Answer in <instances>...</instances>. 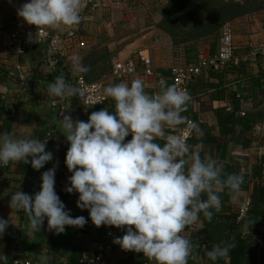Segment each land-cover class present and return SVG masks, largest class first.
<instances>
[{
	"label": "clouds",
	"instance_id": "clouds-1",
	"mask_svg": "<svg viewBox=\"0 0 264 264\" xmlns=\"http://www.w3.org/2000/svg\"><path fill=\"white\" fill-rule=\"evenodd\" d=\"M80 9L81 0H27L17 16L37 32L71 29L81 22ZM72 64L76 72L90 70L78 55ZM159 87V92L150 95L141 78L113 84L103 90V97L113 101V111L92 112L87 121L61 116L68 144L64 164L71 173L65 192L78 194L76 207L89 215L73 217L66 210L55 191L53 165L41 174L35 195L19 190L11 195L10 207L24 214L32 234L40 231L45 220L47 230L57 235L67 227L83 228L90 220L96 228L122 229L124 235L113 244L123 251L142 253L153 264H188L193 247L182 233L201 215L211 222L214 212L222 208L220 193L227 191L235 198L244 177L225 174L222 163L201 158L202 144L187 143V137L201 134L199 125L183 115L191 100L188 91L169 85L163 77ZM47 94L66 99L84 93L61 75L48 84ZM181 125H185L181 135L166 134ZM46 144L47 140L0 133V168L22 163L39 171L53 160ZM8 225V220L0 219V237ZM232 247L214 245L205 254L215 264L228 257ZM7 261L0 254V264Z\"/></svg>",
	"mask_w": 264,
	"mask_h": 264
},
{
	"label": "crops",
	"instance_id": "crops-1",
	"mask_svg": "<svg viewBox=\"0 0 264 264\" xmlns=\"http://www.w3.org/2000/svg\"><path fill=\"white\" fill-rule=\"evenodd\" d=\"M26 2L27 0H0V133L7 131L14 138H38L40 140H44L45 136L50 133L51 139L46 144V151L53 153V160L39 171L33 170L30 164L22 163H10L8 169L0 168V219L9 221L4 235L0 237V254L7 257V264H13V261L17 258L26 259L31 264H79L82 254H94L100 246H103L107 264H142L145 261V255L123 251L118 245L113 244L115 238L124 235L122 229L113 228L114 231L120 230V232L116 233L114 237L108 238L106 237V231L110 227L101 226L96 228L88 220L85 224L88 225V234L83 233V230L75 231L67 227L63 234L57 235L54 231L47 230V221H45L40 231L32 234L28 229V221L24 214L10 207L11 195L18 191L21 185L25 188L26 194L35 195L40 190L41 171L49 170L53 165L58 168L62 163V153L58 150V145L65 137L59 120L62 115H70L74 121H87L92 112L101 109L114 110L111 99L103 107L85 110L78 104L75 96L66 99L49 96L47 86L56 79L53 76L58 74L64 77V75L62 74L61 63H52L49 60L45 44H36L21 54L14 53L3 45L2 38L5 32L10 29L14 17H18L17 10ZM82 12H85L86 15V22L81 32L86 42L84 49H82V63L90 69L84 75L89 82L99 81L101 79L91 74L96 66V57L106 54L108 63L112 58L126 61L134 56V51L125 49L123 52H118L116 50L118 42L108 41L103 37V23L99 25L88 23L91 17L87 16L89 11L83 0H81L80 9V13ZM65 28L48 29L63 34ZM253 31L255 32L253 35L242 36V42L237 47H235L234 41L232 60L235 64L238 62L246 64V72L254 78L253 82L241 83L235 74L225 76V80L230 84V91H239L245 95V101H240L237 106L239 114L256 111L264 113V78L259 77L260 74H264V54L255 53L252 55L250 53L255 46H264V22L256 25ZM16 66L24 72L26 86L20 84L15 71ZM109 70L110 66L108 72ZM153 70V77L147 78L139 72L123 82L130 83L135 78H141L145 83L146 92L151 95L159 88L157 72L165 71L158 65H155ZM106 80L110 85L120 83L119 81H112L109 76ZM246 89L250 91V94H247L248 96L245 94ZM228 107L232 111L236 109L235 104L232 102L228 103ZM13 110L15 114L11 116L10 111ZM58 113L60 115L57 118ZM6 123H9L8 127H6ZM197 124L201 129V133L203 132L206 135L200 137L194 134L191 146L195 144L203 145L201 149H198L202 159L212 158L218 162L238 164L241 172L249 176L252 174L254 164L262 168L263 178L261 180L258 178L252 179L248 188L241 190L235 198L231 197L227 200L220 193L222 207L239 206L246 199L252 197L256 188L264 185V122L254 127V139L251 141L244 140L243 144L234 141L217 143L210 138L214 128L209 122L200 121ZM176 129L167 130L166 134L172 135ZM158 141L164 142L163 139ZM67 149L68 144L66 142L63 152H66ZM70 176L71 173L64 165L55 176V191L65 204L66 210L73 217L84 216L87 218L88 211H81L76 207L78 194L65 192L67 183L63 181ZM233 221L234 216L232 215L218 216L214 212L211 222L201 215L200 220L197 222L196 231L189 234L192 247L195 246L196 239L201 236L200 230L206 228L214 232L217 224L230 227V225H234ZM262 223L263 225L259 230H264V218ZM242 233L244 241L242 253L239 256H233L236 254L232 252L231 256L230 252L228 257L220 259L219 264H264V252L259 251L256 244H254L255 237L248 230H244ZM213 246L211 240L201 246L197 261H195L196 264H212L206 257L205 249H211Z\"/></svg>",
	"mask_w": 264,
	"mask_h": 264
},
{
	"label": "trees",
	"instance_id": "trees-1",
	"mask_svg": "<svg viewBox=\"0 0 264 264\" xmlns=\"http://www.w3.org/2000/svg\"><path fill=\"white\" fill-rule=\"evenodd\" d=\"M181 1L185 2L186 0H180V2ZM188 2L190 1L187 0L185 3ZM252 2L253 0H206L205 6H201L193 12V16L202 19V21L199 22V27L195 31V33H197L194 36L195 40L201 38L202 36L214 37V39H216L218 34L220 36V29L225 23L251 12L250 10H247L246 7L242 6V4L246 3L251 5ZM174 13L180 14L177 11ZM195 64L190 63L188 65ZM245 68V63L238 62L235 64L233 61H230L224 65L207 66L202 68L198 75L194 76L188 81L186 90L190 94L191 100L188 103L187 111L183 113V115H185L189 121L195 123H199L200 121L209 122L214 128V132L211 134L210 138L217 143L221 144L234 141L239 144H243L244 140L251 141L254 139V127L264 122V113L261 111L246 112L242 114L238 113V103L240 101H245V95L239 91H230V84L225 80V76L227 74H235L238 76V81L241 83L245 84L253 82L254 78L247 74ZM62 71L61 72L64 75L66 82L74 86L73 79L69 77V74L64 73V70ZM169 75V70L158 71L156 74L157 80L163 76H165L164 78L167 80ZM58 76L59 75L57 74V76H53V78H57ZM259 77L264 78V74H260ZM167 83L171 85L169 81H167ZM24 86H26V83ZM159 91L160 87L156 92ZM245 92L246 96H248L247 94H250V91L247 89ZM229 102L235 104L236 109L234 111L228 107ZM8 126L9 123H6V127ZM183 127H185V125H181L177 127V129ZM202 133L199 135L200 137L204 136L205 134ZM193 135L188 140V144L190 146L193 144ZM128 139H130V137H127L125 142H127ZM158 142L161 144L164 143L163 141ZM62 154L65 155L66 152H62ZM220 163L223 164V170L225 174L238 173L244 177V183L242 184L241 190L247 189L252 179L258 178L261 180L263 178L262 168L255 164L252 167V174L249 176L241 172V168L238 164L232 162ZM9 166L3 168L8 169ZM222 194L226 197L224 199L227 200L232 197L227 193V191L222 192ZM263 208L264 185L255 189L252 197L250 198V205L246 217L240 223L235 222V219L239 213V206L230 205L229 207H222L217 215L234 216V225H230L229 227L223 224H217L216 231L214 232H211L206 228L200 230L201 236L196 239L195 246H193L192 255L194 259L191 261V264H196L195 261H197L198 252L201 246L206 244L208 240H211L214 245L224 246L226 244H232L233 247L230 251V255L232 256V252H234L236 255L233 256H239V254L243 251L242 246L244 245V241L242 232L244 230H248L249 233L255 237H253L255 241L254 244H256V239H264V230H259V228L262 227L261 225H263ZM69 228H72L75 231L83 230L82 232L86 234L89 233L88 225H85L83 228ZM182 234L187 239L191 238L186 232V229ZM219 261L220 260L216 261L215 264H219Z\"/></svg>",
	"mask_w": 264,
	"mask_h": 264
},
{
	"label": "rangeland",
	"instance_id": "rangeland-1",
	"mask_svg": "<svg viewBox=\"0 0 264 264\" xmlns=\"http://www.w3.org/2000/svg\"><path fill=\"white\" fill-rule=\"evenodd\" d=\"M83 1L87 6V0ZM189 1L102 0L100 8L88 10L87 16L91 17L88 23H103V37L118 42V52L125 49L144 51L154 68L158 65L168 71L180 64L201 63L217 52L219 34L216 39L202 36L195 40L194 37L202 19L193 16V12L205 6L206 0ZM242 6L251 12L227 22L234 31L235 47L241 44L242 36L253 35L256 25L264 22V0H253L251 5L245 3ZM257 47L251 49L252 55L257 53ZM114 60L112 58L108 63L106 54L96 57L92 76L108 78Z\"/></svg>",
	"mask_w": 264,
	"mask_h": 264
},
{
	"label": "built area",
	"instance_id": "built-area-1",
	"mask_svg": "<svg viewBox=\"0 0 264 264\" xmlns=\"http://www.w3.org/2000/svg\"><path fill=\"white\" fill-rule=\"evenodd\" d=\"M4 1V0H1ZM102 0H87V6L89 11L96 10L101 7ZM81 22L79 25L74 26L71 29L65 28L63 34L55 33L48 28L41 29L37 32L34 26L26 25L19 17H14L11 22L10 29L5 32L2 40L3 45L10 51L21 54L27 49L36 44H45L47 47V56L52 63L60 62L65 73L69 74V77L73 79L74 86L83 89L82 96H75L78 104L81 108L93 109L103 107L110 99L103 97V90L110 83L106 79L99 81L89 82L86 80L83 73L76 72L73 68L72 58L79 56L82 61V49L85 47V40L81 34L84 23L86 22L85 13H80ZM234 51V31L230 23H225L220 29V36L218 41L217 53L201 63L195 65L180 64L169 69L170 75L168 81L171 85H176L178 88L187 89L188 81L198 75L202 68L207 66L224 65L233 60ZM264 54V46L257 47V54ZM17 78L20 84H25V75L22 69L18 66L15 67ZM139 72L145 77H153L154 70L151 60L144 51H135L134 56L126 61H120L115 59L112 62L109 78L112 81L123 82L129 79ZM159 80L157 83L159 85ZM82 81V82H81ZM156 92H153L155 94ZM11 116L15 114V111H10ZM192 122V121H191ZM184 128V127H183ZM177 129L172 135H181L182 129ZM50 133H48L44 140L47 143L50 141ZM187 137L188 140L191 138ZM62 163L56 168L55 176L60 169L63 168L65 155L62 154ZM9 166V165H8ZM7 166V167H8ZM5 168V167H4ZM47 171V170H45ZM44 171H41V174ZM68 178L64 179V183H67ZM19 191L26 193L25 188L21 185ZM250 205V199H246L239 205V213L236 217V222L240 223L248 212ZM46 221V220H45ZM197 229V222L186 228L188 234H192ZM120 230L114 231L112 227L106 231V237H114ZM1 242V239H0ZM256 245L259 251L264 252V239H256ZM105 249L100 246L94 254L84 253L79 259V264H107L104 255ZM193 255L189 258L188 264L193 261ZM148 257L145 256V261L142 264H152ZM13 264H31L26 259L17 258L13 261Z\"/></svg>",
	"mask_w": 264,
	"mask_h": 264
},
{
	"label": "water",
	"instance_id": "water-1",
	"mask_svg": "<svg viewBox=\"0 0 264 264\" xmlns=\"http://www.w3.org/2000/svg\"><path fill=\"white\" fill-rule=\"evenodd\" d=\"M218 65H219V63H218ZM59 115H60V113L57 114V118L59 117ZM65 143H66V138L63 137V141L58 145V150L61 153L63 152V147H64Z\"/></svg>",
	"mask_w": 264,
	"mask_h": 264
}]
</instances>
